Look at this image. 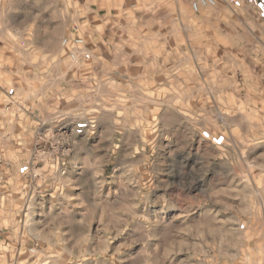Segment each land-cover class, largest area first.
I'll return each mask as SVG.
<instances>
[{"label": "rangeland", "instance_id": "1", "mask_svg": "<svg viewBox=\"0 0 264 264\" xmlns=\"http://www.w3.org/2000/svg\"><path fill=\"white\" fill-rule=\"evenodd\" d=\"M215 1L0 0V264H264V0Z\"/></svg>", "mask_w": 264, "mask_h": 264}, {"label": "built area", "instance_id": "2", "mask_svg": "<svg viewBox=\"0 0 264 264\" xmlns=\"http://www.w3.org/2000/svg\"><path fill=\"white\" fill-rule=\"evenodd\" d=\"M215 0H191L190 8L193 12H199L202 8L212 7L215 5ZM74 44H79L82 42L81 39H74ZM262 77L264 78V72L262 73Z\"/></svg>", "mask_w": 264, "mask_h": 264}, {"label": "crops", "instance_id": "3", "mask_svg": "<svg viewBox=\"0 0 264 264\" xmlns=\"http://www.w3.org/2000/svg\"><path fill=\"white\" fill-rule=\"evenodd\" d=\"M190 8V7H189ZM124 15H119V17H123Z\"/></svg>", "mask_w": 264, "mask_h": 264}]
</instances>
